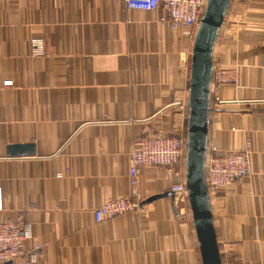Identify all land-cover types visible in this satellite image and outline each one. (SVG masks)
<instances>
[{
  "label": "crops",
  "instance_id": "crops-1",
  "mask_svg": "<svg viewBox=\"0 0 264 264\" xmlns=\"http://www.w3.org/2000/svg\"><path fill=\"white\" fill-rule=\"evenodd\" d=\"M165 15L126 0H0V217L33 223L43 252L31 264H201L163 166L141 168V210L94 218L128 192L145 133L186 127L193 41ZM37 36L42 56L31 55ZM213 63L238 82L211 101L208 139L253 148L251 175L211 195L223 264H264V0L231 1ZM30 145L33 155L11 153Z\"/></svg>",
  "mask_w": 264,
  "mask_h": 264
},
{
  "label": "built area",
  "instance_id": "built-area-1",
  "mask_svg": "<svg viewBox=\"0 0 264 264\" xmlns=\"http://www.w3.org/2000/svg\"><path fill=\"white\" fill-rule=\"evenodd\" d=\"M207 1L126 0V4L130 9L147 11L156 10L162 5L166 15L161 17V20L167 23L172 30H180L193 41ZM30 43L32 56L45 54L44 38L33 37ZM237 82V70L214 66L210 93L211 101L214 99L218 103L223 102L220 96L223 87L229 83ZM11 83V80H7L5 85ZM181 107L186 109L188 104L184 103ZM187 150V121L186 127L183 126L177 134L145 133L138 145L130 152L128 192L121 196L109 198L95 208V221L100 223L108 218L142 209L144 196L139 184L142 176L141 168L144 166L165 167L171 180L175 204L177 206L182 205V211H189L186 183ZM252 153L253 148L250 140H247L243 150L228 149L222 151L216 143L208 139L206 177L210 196L251 175ZM57 175L60 177L62 173ZM3 208L4 203L0 194V210ZM28 242L31 244L29 250L26 247ZM42 252L43 244L35 236L33 223L26 221L23 213L19 219L0 217V264L14 261L20 257L24 258L26 263H35Z\"/></svg>",
  "mask_w": 264,
  "mask_h": 264
},
{
  "label": "water",
  "instance_id": "water-1",
  "mask_svg": "<svg viewBox=\"0 0 264 264\" xmlns=\"http://www.w3.org/2000/svg\"><path fill=\"white\" fill-rule=\"evenodd\" d=\"M232 0H208L197 28L190 60L189 113L187 119L186 183L193 225L197 234L202 264H223L211 196L207 184L206 162L211 112L213 55L225 16ZM15 146L13 155L35 153L33 145ZM169 194L174 195L173 191ZM166 195V194H164ZM163 196L155 195L151 200Z\"/></svg>",
  "mask_w": 264,
  "mask_h": 264
},
{
  "label": "rangeland",
  "instance_id": "rangeland-1",
  "mask_svg": "<svg viewBox=\"0 0 264 264\" xmlns=\"http://www.w3.org/2000/svg\"><path fill=\"white\" fill-rule=\"evenodd\" d=\"M191 215H192V212H191V210L189 209V211H188Z\"/></svg>",
  "mask_w": 264,
  "mask_h": 264
}]
</instances>
